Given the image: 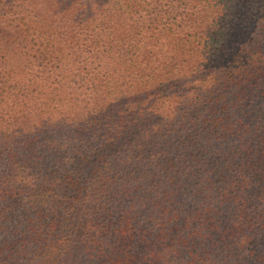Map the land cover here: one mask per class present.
Masks as SVG:
<instances>
[{
  "label": "trees",
  "instance_id": "1",
  "mask_svg": "<svg viewBox=\"0 0 264 264\" xmlns=\"http://www.w3.org/2000/svg\"><path fill=\"white\" fill-rule=\"evenodd\" d=\"M0 264H264V0H0Z\"/></svg>",
  "mask_w": 264,
  "mask_h": 264
}]
</instances>
